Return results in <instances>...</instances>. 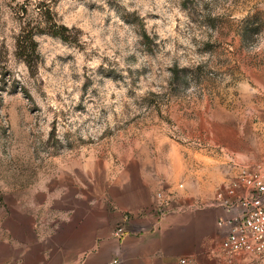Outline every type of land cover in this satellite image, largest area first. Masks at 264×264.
<instances>
[{
	"label": "rangeland",
	"instance_id": "rangeland-1",
	"mask_svg": "<svg viewBox=\"0 0 264 264\" xmlns=\"http://www.w3.org/2000/svg\"><path fill=\"white\" fill-rule=\"evenodd\" d=\"M254 116L264 0H0V216L168 145L227 147Z\"/></svg>",
	"mask_w": 264,
	"mask_h": 264
},
{
	"label": "crops",
	"instance_id": "crops-1",
	"mask_svg": "<svg viewBox=\"0 0 264 264\" xmlns=\"http://www.w3.org/2000/svg\"><path fill=\"white\" fill-rule=\"evenodd\" d=\"M246 129L227 147L168 145L149 159L95 169L87 181L76 174L41 188L28 212L0 216V264H247L221 252L224 213L194 207L234 177L233 164H264V116L248 117ZM160 190L175 193L164 217L156 213ZM120 227L126 233L116 237Z\"/></svg>",
	"mask_w": 264,
	"mask_h": 264
},
{
	"label": "built area",
	"instance_id": "built-area-1",
	"mask_svg": "<svg viewBox=\"0 0 264 264\" xmlns=\"http://www.w3.org/2000/svg\"><path fill=\"white\" fill-rule=\"evenodd\" d=\"M234 177L220 186L209 200L195 203L197 209L218 208L225 217L217 226L224 230L220 242L226 256H241L247 264H264V164H233ZM174 192L160 190L155 195L156 213L164 217L172 210ZM118 228L114 235L123 237ZM181 260L180 264H186Z\"/></svg>",
	"mask_w": 264,
	"mask_h": 264
},
{
	"label": "trees",
	"instance_id": "trees-1",
	"mask_svg": "<svg viewBox=\"0 0 264 264\" xmlns=\"http://www.w3.org/2000/svg\"><path fill=\"white\" fill-rule=\"evenodd\" d=\"M54 35H59V34H54ZM60 37L62 38V39H66L65 38V36H63L62 34H60ZM22 47L20 46V49H21ZM26 52L24 51V50H22V52H21V55H23V56H25L26 58H24V59H26L25 61L29 64L30 62L27 60V56H26V54H25Z\"/></svg>",
	"mask_w": 264,
	"mask_h": 264
}]
</instances>
